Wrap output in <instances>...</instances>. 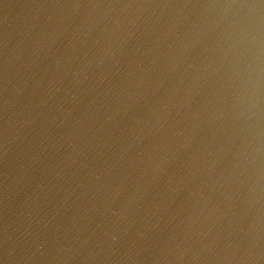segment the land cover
I'll return each instance as SVG.
<instances>
[{"label": "water", "instance_id": "water-1", "mask_svg": "<svg viewBox=\"0 0 264 264\" xmlns=\"http://www.w3.org/2000/svg\"><path fill=\"white\" fill-rule=\"evenodd\" d=\"M262 17L0 0V264H264Z\"/></svg>", "mask_w": 264, "mask_h": 264}, {"label": "clouds", "instance_id": "clouds-1", "mask_svg": "<svg viewBox=\"0 0 264 264\" xmlns=\"http://www.w3.org/2000/svg\"><path fill=\"white\" fill-rule=\"evenodd\" d=\"M226 7H231L227 5ZM240 7H256L254 5H241ZM235 26V22H234ZM240 38L242 41H247L249 37L256 45V59L260 60L264 56V17L256 20L255 22L248 21L239 26ZM264 72V70H262Z\"/></svg>", "mask_w": 264, "mask_h": 264}]
</instances>
